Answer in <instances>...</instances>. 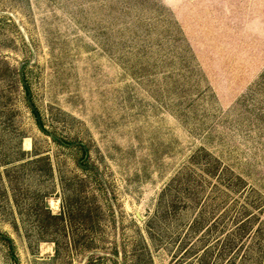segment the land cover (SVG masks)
I'll use <instances>...</instances> for the list:
<instances>
[{
  "label": "rangeland",
  "instance_id": "obj_1",
  "mask_svg": "<svg viewBox=\"0 0 264 264\" xmlns=\"http://www.w3.org/2000/svg\"><path fill=\"white\" fill-rule=\"evenodd\" d=\"M248 218L264 264V0H0V264H231Z\"/></svg>",
  "mask_w": 264,
  "mask_h": 264
},
{
  "label": "trees",
  "instance_id": "obj_2",
  "mask_svg": "<svg viewBox=\"0 0 264 264\" xmlns=\"http://www.w3.org/2000/svg\"><path fill=\"white\" fill-rule=\"evenodd\" d=\"M28 100V102H30V99H26ZM29 108L31 110V114L32 116L35 118L36 124L38 125V127L40 129H42V125H41V121L38 115L37 110L35 109V107L33 106L32 103H30ZM46 217L44 218H40V216L38 217V227L40 228V230H42V235H46V236H50L49 241L52 242L54 244L55 247H57L55 249V251H57L58 249V239H57V234L60 230L62 229V223L66 217V215H68V213L66 214V212L60 213L58 215H51L49 210L46 209ZM82 213V210H81ZM248 213L247 211L242 213V218L247 216ZM249 216V215H248ZM247 216V217H248ZM83 222L82 224L86 226L87 222H91L89 215L87 214L86 216H83ZM246 217V218H247ZM196 219V218H195ZM238 219V218H235ZM237 221V220H236ZM252 221L249 218L246 219L245 221H240L241 223L235 228V231H232L228 236L227 239L223 240V243L221 244L220 249L218 250L214 262L216 261H223L224 259L229 258L228 262H231V264H233V261L235 260L236 257H238V254L240 253V251L242 250L244 243H246L247 241H253L255 239H258L259 236H261V232L260 230H257L255 232L251 231V225H252ZM205 222L200 221V220H194L191 222L190 225H188V230H187V234H188V238L189 237H193L197 232L201 231L202 229H205ZM60 229V230H59ZM206 232H210L211 230L209 228L205 229ZM203 238V240L206 239L207 235L206 234H202L201 235ZM7 240V250L9 252V257L10 260L12 261L13 264H19L18 261V257L15 255V249H14V245L12 240L9 237H4ZM208 239V237H207ZM217 240V245L219 244V242L221 241L220 239H215ZM243 242V243H242ZM241 243V245L238 247V244ZM216 245V247H217ZM145 251V250H144ZM193 251V249H192ZM139 255H137V264H149V261H145L143 260V255L144 252L139 251L138 252ZM205 253V263L209 264V261L212 259L213 257V252L211 250H209L208 248L206 250L203 251V254ZM252 253V246H247L245 248V251L243 253V256L241 257V259H246L249 256V254ZM233 254V255H231ZM213 260V259H212Z\"/></svg>",
  "mask_w": 264,
  "mask_h": 264
}]
</instances>
